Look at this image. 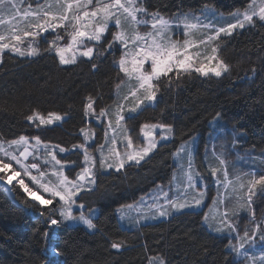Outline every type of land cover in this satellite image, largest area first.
<instances>
[{
    "label": "snow or ice",
    "instance_id": "1",
    "mask_svg": "<svg viewBox=\"0 0 264 264\" xmlns=\"http://www.w3.org/2000/svg\"><path fill=\"white\" fill-rule=\"evenodd\" d=\"M142 5L143 0H0V53L7 50L20 57L40 56L43 53L38 47V40L49 33L54 38L44 52H54L60 65H75L81 58H86L84 62L91 64V70L98 71L99 64L92 61L106 59V53L109 52H120L119 59L113 61V66L118 67L116 100L112 106H105L97 113L98 97H86L83 116L89 120V124L79 130L83 142L65 148L60 144L44 142L39 136L29 138L24 135L7 141V147L4 141H0V183L6 187L18 185L39 207L41 216L47 213L48 217H52L56 212L59 213V219L50 218L47 221L48 228L42 237L46 242L53 241L52 244L46 243V251L53 257L60 255L56 242L62 229L78 224L89 230L96 229L90 216H86L83 211L77 215L74 208L85 207L78 200L84 193L95 191L98 171L115 169L119 172L132 164L141 166L158 149L159 141L171 138L173 127L170 124H142L140 132L144 143L137 146L126 124L127 120L134 119L145 106L157 102L162 81L167 80V87H170L173 82L194 73L202 77H221L230 71V65L220 56L222 38H231L238 29L256 27L258 23L264 25V0H251L243 10L236 9L229 13L234 22L223 26H218L217 14L211 10L212 19L208 16L184 14L173 25L159 12L150 13ZM142 25H150V31L141 32L139 29ZM174 27L178 31L182 30V41L174 39ZM112 28H115L114 32ZM61 31L67 36V44L62 43L65 37L60 35ZM194 36L197 38L193 39ZM104 41H107L106 45ZM147 64H150V71L146 69ZM120 74L126 79H121ZM125 86L127 91L121 95ZM70 117V111L64 115L50 112L47 118L33 112L27 120L31 123L39 120L40 126L53 125ZM92 119L98 125H104V140L95 149L92 144L96 142L97 133L91 128ZM216 119H219V114ZM157 129L159 137L156 135ZM214 138L209 133V139ZM118 144L123 146V152L118 150ZM21 145L24 150L19 155L9 150L12 146L18 148ZM186 150L188 161L186 182L183 185L185 193L179 198L173 196L169 199V194L161 188L164 203L148 205V210L141 216L142 220L170 217L183 214L186 210L203 211L201 206L205 202V191L198 187V180H202V176L196 170L194 161L195 138L191 148L181 145L174 155ZM69 153L77 156L82 154V161L69 160L66 155H61ZM96 153H99L98 157ZM224 155L221 152L216 156L219 165L210 167V172L216 179L217 186H223L225 191L218 193L213 200L215 214L211 220L205 212L203 222L216 233L236 234V243L228 245L236 258L243 256L249 264H264V210H261L262 216L258 220L254 207V198L258 194L264 195V175H257V170H253L230 179L229 161L223 158ZM29 157L38 162L27 163ZM13 162L20 171L13 167ZM77 167L80 170L73 179L71 172ZM33 171L38 175H33ZM221 174L223 180L218 179ZM24 178H28L50 198L34 193ZM189 192L191 196L187 194ZM154 199L158 201L160 197ZM232 199H235V203L229 207L228 202ZM143 202L144 197L141 198V203ZM132 207L134 205L122 206L118 210L121 217L123 218L125 208ZM94 211L91 210L92 213ZM151 211L155 215H151ZM241 211L247 212L249 216V224L245 225L243 235H240L239 225L234 220ZM135 223L139 224L140 220ZM257 238L262 245L260 255L249 256L248 250L257 246ZM123 246L124 242L111 243L112 249H121ZM160 264H165V261L161 259Z\"/></svg>",
    "mask_w": 264,
    "mask_h": 264
},
{
    "label": "trees",
    "instance_id": "2",
    "mask_svg": "<svg viewBox=\"0 0 264 264\" xmlns=\"http://www.w3.org/2000/svg\"><path fill=\"white\" fill-rule=\"evenodd\" d=\"M250 0H143V6L162 14L197 10L205 5L231 13L243 9ZM108 40H110L108 38ZM107 44V41H104ZM37 57H20L9 51L0 58V139L39 136L41 140L62 147L83 141L80 129L86 126L83 105L89 95L98 97L96 111L115 97L117 57L106 53V59L91 64L78 60L75 65H60L55 53ZM102 50V48L100 49ZM220 56L230 71L217 78L199 74L184 76L167 87L162 81L161 93L154 105H147L135 115L133 127L146 122H161L174 128L169 141L141 166L132 164L121 171L98 172L95 191L84 193L79 203L85 209L97 208L93 219L96 229L83 225L64 228L58 233L59 257L46 251L43 233L50 218L41 216L39 207L19 186L12 196L0 183V264H148L150 257H161L165 264H238L228 250V238L209 231L203 222V211H184L166 219L123 227L116 209L137 200L155 185L167 182L172 173V155L188 138L203 137L210 121L219 114L244 131L248 145L264 147V25L238 29L231 38H222ZM255 69V72L253 71ZM172 75V74H170ZM122 79V74H120ZM71 117L61 123L43 126L27 120L33 112H50ZM89 122V121H88ZM101 142L102 126L90 121ZM66 155L82 161V154ZM82 166V164H81ZM80 170L74 168L71 177ZM51 210L49 206L48 211ZM39 233V234H38ZM124 242L121 249L111 243Z\"/></svg>",
    "mask_w": 264,
    "mask_h": 264
},
{
    "label": "rangeland",
    "instance_id": "3",
    "mask_svg": "<svg viewBox=\"0 0 264 264\" xmlns=\"http://www.w3.org/2000/svg\"><path fill=\"white\" fill-rule=\"evenodd\" d=\"M41 2H42V0H41ZM250 2H251V0H250ZM26 6L27 5H25V7ZM147 10L150 13L155 12V11H152L149 9H147ZM210 10L217 14L218 26H223L226 23L234 22L232 17L229 16V13H224V12L216 9L215 7H213L211 5H205V6L199 8L197 10H184V11L176 12L174 14H162V13H160V15H162L166 19L170 20L173 23V25H175L176 23L179 22L180 19L183 18L184 14H189V15H192L195 17L208 16L209 19H212ZM241 10H243V9H241ZM192 22H195V20H193ZM205 22H207V21H205ZM139 30L141 32H148V31H150V25H142V26H140ZM112 31L114 32L115 28H112ZM173 32L175 33L174 39L181 40V41L184 39L182 30L178 31L174 27ZM60 35L65 37L64 40L62 41V43L67 44L68 41H67L66 34L63 31H61ZM197 36H199L198 33H197ZM197 36H194L193 39H196ZM53 38H54L53 34H51V33L47 34L45 37L38 40V47L40 49L46 47V45L48 47L49 42ZM108 38L111 39V33L108 34ZM199 38H203V37H199ZM5 52H7V50ZM2 54L3 53H0V58H1ZM113 54L116 55L117 60H118L119 56H120V52L116 51ZM146 69L150 71V64L146 65ZM122 79H126L123 77V74H122ZM126 91H127V87L125 86L121 90V95L125 94ZM158 97H159V95H158ZM115 100H116V95H115L114 99L107 106H112L114 104ZM99 110L100 109L97 110V113L99 112ZM40 115H42V114H40ZM42 116H44L45 118L48 117V115H42ZM216 117H217V115L210 121V128L204 134L203 137H200L199 134L194 135V136L188 138L187 140H185L184 142H182L178 146L177 150L174 151V153L172 155V162H173L172 173H171V177L169 178V180L167 182H162V183L155 185L151 190H149L147 193H145V194H149L148 196H146L145 194H142L137 200H135L131 203L122 205V206L134 205V207H132L131 209L125 208L123 218L121 217L120 211H118L119 209H121L122 206H120L116 209V214H117L118 221H119L120 225H122L123 227H126V226L128 227L129 225H133V227L136 228L140 224H145V223L154 222V221H157L160 219L168 218V217H163V218L157 217L156 219H150V220L145 221V220L141 219V216L144 214V212L146 210H148V205L153 204V203H160V204L164 203L163 195L160 191L161 188L163 189V192H167L169 194V199H171L173 196H176L177 198H179L181 196V194L185 193L186 190L183 187V185L186 182L185 173L187 172V161H188L187 150L185 152H179L176 155H174V154L178 152V149H180L181 145H187L188 148H191L192 147V141L194 138H195V145H196V151L194 153L195 166H196V170L202 176V180H198V187L203 188L205 191V197H204L205 202L201 206L203 208V218H204V213L207 212L209 214V220H211V217L215 214V206L213 205V200L218 196V193H223L225 191L223 186H220V187L217 186L216 179H214L212 177L211 172H210V167H217L219 165V161L217 160L216 156L219 155L221 152L225 153L223 158L226 159L227 161H229L228 173H229L230 179L234 178L236 175H239L241 173L250 172L253 170H257V175H264V155H262V154H264V147H254V146L248 145L247 137H246V134L244 133V131L239 129L234 123L223 119L220 115H219L218 120L216 119ZM86 121H87L86 126H88L89 120L86 119ZM91 121L94 124H96L97 126H102V138H101V142H100V143H102L104 140V125L103 124L98 125L97 122L95 121V119H92ZM35 122L37 124H39V120H36ZM61 122H57V123H61ZM57 123H55V124H57ZM133 123H134L133 121H130V122L126 121V124L129 126L130 134L133 137L134 143L137 146H142L144 143L143 135L140 132V126L142 124L138 128H136V127H133ZM157 123H161V122H146L143 124H157ZM163 124H165V123H163ZM43 126H48V125H43ZM91 128L94 130L93 126H91ZM209 133H211L212 136L215 138L209 139ZM156 135H157V137H159V135H160V132L158 129L156 130ZM173 135H174V128H173V133L171 134V138L173 137ZM27 137L31 138V137H36V136H27ZM169 140H167V141H169ZM0 141H4L5 146L6 147L8 146L6 140L0 139ZM44 142H47V141H44ZM161 142H165V141H159V144ZM47 143H50V142H47ZM98 144L99 143H97V135H96V142L94 144H92V148L95 149ZM117 147H118L119 151H121V152L124 151L123 146L118 144ZM206 149H207V152L205 151ZM9 150L14 151L17 155H19V152L24 150V146L21 145L18 148L16 146H12ZM105 151H107V150H105ZM214 153H215V155H214ZM96 155L98 157L99 153H96ZM205 156L207 157V159H205ZM33 162H38V161H34L31 157H29L27 163L31 164ZM13 167L16 168L17 171H20L19 167L17 165H15L14 162H13ZM42 170H45V169H42ZM112 170H115V169H112ZM107 171H109V170H107ZM107 171H98V172H107ZM33 175H38V173L33 171ZM71 178L74 179L75 176L71 177ZM24 179H25V183H28L29 187L33 188L34 193L42 195L46 199L50 198V196H48V194L44 193L40 189H37L31 183V181L28 178H24ZM218 179L223 180L224 179L223 174H221L218 177ZM1 184L5 187L7 193L12 196V187L13 186H7L6 187L3 183H1ZM14 186H18V185H14ZM187 194L189 196H191L190 192ZM157 196L160 197V199L158 201L154 199V197H157ZM142 197H144L143 203H141ZM149 197H153V199H150ZM254 199L256 201V204L254 205V207L256 208L257 219L259 220L262 216L261 210H264V195L258 194ZM234 203H235V199H232L231 201L228 202V206L231 207ZM58 207L59 206L57 205V208ZM91 210H95L94 213H92ZM80 211H83L86 216H90V218H92V219H94L99 213V210L96 207L92 208V209L74 208L75 214L78 215ZM186 211H188V210H186ZM151 215H155V212L151 211ZM137 220H140L139 224L135 223ZM234 220L239 225L240 235H243L245 225L249 224V216H248L247 212L241 211L239 216L234 217ZM78 225H82V224H78ZM204 225L212 233H214L216 235L226 236L228 238V245L230 243L231 244L236 243V240H235L236 234L235 233H233L231 235H229L227 232L216 233V232L210 230V228L205 223H204ZM89 231H93V230H89ZM261 247H262L261 242L257 238V246L250 248L248 250V255L259 257ZM227 248L230 251L228 246H227ZM48 254L51 255V253H49V252H48ZM232 254H233V257L235 258V260L238 262V264H249V262L243 256H241L240 258H236L235 254L234 253H232ZM161 259L162 258L159 256L150 257L148 264H160Z\"/></svg>",
    "mask_w": 264,
    "mask_h": 264
}]
</instances>
